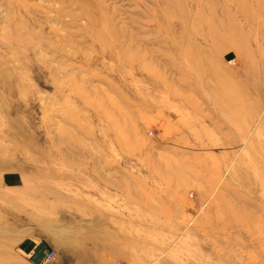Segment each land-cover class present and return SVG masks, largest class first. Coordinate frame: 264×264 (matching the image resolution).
Returning <instances> with one entry per match:
<instances>
[{
	"label": "rangeland",
	"instance_id": "1",
	"mask_svg": "<svg viewBox=\"0 0 264 264\" xmlns=\"http://www.w3.org/2000/svg\"><path fill=\"white\" fill-rule=\"evenodd\" d=\"M0 264H264V0H0Z\"/></svg>",
	"mask_w": 264,
	"mask_h": 264
},
{
	"label": "crops",
	"instance_id": "2",
	"mask_svg": "<svg viewBox=\"0 0 264 264\" xmlns=\"http://www.w3.org/2000/svg\"><path fill=\"white\" fill-rule=\"evenodd\" d=\"M6 180V179H5ZM48 250L43 245H36L30 251V261L32 263H41L44 260V255L47 253Z\"/></svg>",
	"mask_w": 264,
	"mask_h": 264
},
{
	"label": "built area",
	"instance_id": "3",
	"mask_svg": "<svg viewBox=\"0 0 264 264\" xmlns=\"http://www.w3.org/2000/svg\"><path fill=\"white\" fill-rule=\"evenodd\" d=\"M148 135H150V134L148 133ZM52 255H53L52 251H47V253L44 255V259L49 260L52 258Z\"/></svg>",
	"mask_w": 264,
	"mask_h": 264
}]
</instances>
